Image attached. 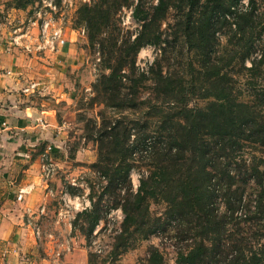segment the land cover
Masks as SVG:
<instances>
[{
	"label": "trees",
	"instance_id": "1",
	"mask_svg": "<svg viewBox=\"0 0 264 264\" xmlns=\"http://www.w3.org/2000/svg\"><path fill=\"white\" fill-rule=\"evenodd\" d=\"M128 1L93 0L78 10L89 41L98 45L106 69L94 85L98 101L111 109L137 107L141 84L136 76V55L145 44L165 41L163 23L172 8L179 13L173 17L175 33L184 36L197 56L199 84L192 88L203 91L201 97L212 99L196 107L177 101L181 110L169 116L157 114L158 137L149 145L148 165L153 168H147L136 190L125 185L131 167L129 157L134 150L129 142L131 129L119 117L105 121L103 135L109 141L103 144L105 164L100 166L110 182L120 184L124 179L115 192L117 200L113 205L124 212L125 231L144 237L163 225L162 219L153 217L150 211V199L161 197L167 203V216L175 222L176 234L188 241L177 249L176 264H264V117L257 108L260 104L241 98V93L234 91L235 79L226 75L234 72L230 66L233 61L243 62L254 53L257 20L252 7L239 8L234 0H136L133 15L140 20V29L132 39L121 43L116 39L107 49L98 38L100 32L113 20L111 13ZM18 5L25 4L19 0ZM167 23L170 27L171 22ZM220 31L233 37L229 40L231 47L225 50L231 51L233 61L218 58ZM256 55L248 69L259 67L260 58ZM161 68L154 78L157 95H176L174 90L183 79L172 77ZM138 76L145 77V72ZM258 94L263 101L264 85ZM92 124L96 126L95 121ZM145 130H150L149 123L140 130L146 136ZM243 141L257 144L261 154L246 157L237 152L245 146ZM116 163L118 166L112 168ZM251 180L257 186L253 208L243 193L244 185ZM244 209L249 213L241 215ZM81 214L88 221L89 230L103 218L94 202ZM92 255L91 252L89 264ZM147 261L166 264L155 245Z\"/></svg>",
	"mask_w": 264,
	"mask_h": 264
},
{
	"label": "rangeland",
	"instance_id": "2",
	"mask_svg": "<svg viewBox=\"0 0 264 264\" xmlns=\"http://www.w3.org/2000/svg\"><path fill=\"white\" fill-rule=\"evenodd\" d=\"M21 1L25 5L19 6V0H0V20L7 21L9 26L19 24L20 29L6 39V45H9L16 33L21 35L17 39L20 43L14 45L26 48L27 45L38 43L37 34L40 27L37 22L42 20L40 12L48 15L49 11H53V14L62 20L64 31L65 27L69 26L78 29L81 33L85 57V80L89 86L79 93L69 107L61 109V113L66 114L69 121L66 132L68 140L65 142L67 149L61 157L59 171L52 179L53 183L44 188L46 191H52L47 197L49 211L47 208L39 209L29 216L31 221L33 220V232L37 240L34 254L41 257L42 264H89L91 252L92 264H148L147 258L151 247L155 245L163 253L166 264H176L177 249L188 241L182 240L176 234L173 226L175 222L167 216V203L161 197L150 199L151 215L160 217L163 221V225L157 226L153 232L143 237L139 233L132 234L125 231L124 212L120 206L113 205L117 200L115 192L119 190L118 187L124 179L120 184L110 182L108 177L105 178L100 165L105 164L103 156L106 154V147L103 144L107 145L109 141V138L103 135L107 128L105 121L112 122L119 117L127 122V126L131 129L129 142L130 147H134L129 157L131 167L125 185L132 186L136 190L141 177L150 166L148 165L149 145L157 140L160 124L157 114L173 115L175 111L181 110L178 108L180 103H188L196 107L205 105L212 99V97H201L203 91L192 88L195 84H199L197 56L192 49H189L184 36L175 33L172 23L177 11L172 8L163 23L165 41L162 44H145L140 47L136 55L138 72L136 76L141 84L137 107L135 109L124 107L118 110L107 108L104 103H100L94 89L98 77L106 69L103 67L98 45L89 41L85 24L80 20L78 12L82 4L91 3L93 0ZM135 3L136 0H129L119 6L116 12L111 13L113 20L103 27L98 37L107 49L112 48L116 39L119 43L130 37L132 39L140 29L141 22L133 15ZM233 4L239 8L248 6L253 9L257 20L254 53L243 62L233 61L232 57L230 58L231 51H225L231 47L229 40L233 37L220 31L219 44L216 46L220 53L218 58H222V61L230 58L233 61L230 66L234 72L226 75L230 79L231 76L235 79L234 91L240 92L241 98L251 100L252 104H260L257 108L264 117V100L260 101L258 94L264 85V0H234ZM54 8L57 9L56 12ZM167 22H171L170 27ZM40 48L36 46L34 49L39 53ZM32 51H29L30 54ZM255 55L260 58L259 67L248 69ZM161 67L164 73L168 72L172 77L183 79L174 90L177 92L176 95L174 93L169 95L163 93V97L157 95L154 78ZM227 70H231L230 67ZM140 72H145V77L138 76ZM124 115L126 117H123ZM91 119L95 121V127ZM146 123L150 124V130H145V136L140 130ZM248 132L249 130L246 131ZM99 138L102 140L99 141ZM243 143L245 146L241 151L237 149V152H242L246 157L261 154L257 151V144L244 141ZM117 166L116 163L112 168ZM48 172L45 175H48ZM50 180L49 178L48 181ZM256 187L252 180L243 187L246 203L248 205L252 203V208L257 196ZM92 202L99 205V212L103 218L94 229L89 230V223L81 213L85 208L91 207ZM218 206L222 207L220 202ZM248 213L249 211L244 209L241 215ZM130 230L133 231L132 228Z\"/></svg>",
	"mask_w": 264,
	"mask_h": 264
},
{
	"label": "crops",
	"instance_id": "3",
	"mask_svg": "<svg viewBox=\"0 0 264 264\" xmlns=\"http://www.w3.org/2000/svg\"><path fill=\"white\" fill-rule=\"evenodd\" d=\"M18 25L0 20V264H42L29 216L47 208L52 191L44 188L66 153L69 121L61 109L89 86L78 29L66 26L56 50L37 53L34 43L31 49L6 45ZM45 154L52 160L49 176ZM26 185L32 191L19 199Z\"/></svg>",
	"mask_w": 264,
	"mask_h": 264
},
{
	"label": "built area",
	"instance_id": "4",
	"mask_svg": "<svg viewBox=\"0 0 264 264\" xmlns=\"http://www.w3.org/2000/svg\"><path fill=\"white\" fill-rule=\"evenodd\" d=\"M55 7V6H52ZM57 9L54 8V12H56ZM50 13L47 15L43 12L41 14L40 12V17L42 20L40 22L38 21L37 24L40 27V30L38 31L37 34V42L34 43V47H41L39 52L45 53L47 49L50 50H56L58 46L59 40L63 37L64 35V25L62 23V20L60 18H57L54 14L53 11H49ZM37 21V20H36ZM20 34H15L12 37V43L13 44H18L20 43L17 39L20 37ZM26 48L31 49V46H26ZM37 51V50H36ZM36 83H30L29 87H34ZM52 165V160L50 157L45 154L43 155V167L46 172H48L51 168ZM32 191V187L30 185H26L24 187H21L19 189L17 197L19 199H23L26 194H29Z\"/></svg>",
	"mask_w": 264,
	"mask_h": 264
}]
</instances>
